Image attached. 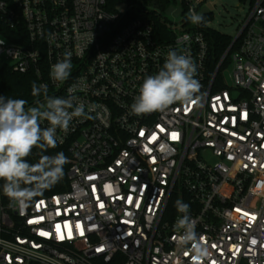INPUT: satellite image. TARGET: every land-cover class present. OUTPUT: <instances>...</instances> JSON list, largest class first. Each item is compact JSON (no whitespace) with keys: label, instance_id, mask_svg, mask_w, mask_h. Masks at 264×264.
I'll use <instances>...</instances> for the list:
<instances>
[{"label":"built area","instance_id":"1","mask_svg":"<svg viewBox=\"0 0 264 264\" xmlns=\"http://www.w3.org/2000/svg\"><path fill=\"white\" fill-rule=\"evenodd\" d=\"M206 1L0 0V60L88 113L57 129L65 190L23 205L0 194V264H196L178 242V200L209 253L199 264H264V0H250L215 67ZM175 5L179 23L164 15ZM169 51L196 64L199 103L134 114Z\"/></svg>","mask_w":264,"mask_h":264},{"label":"clouds","instance_id":"2","mask_svg":"<svg viewBox=\"0 0 264 264\" xmlns=\"http://www.w3.org/2000/svg\"><path fill=\"white\" fill-rule=\"evenodd\" d=\"M189 20L198 24L202 17L192 12ZM71 67V53L68 52L63 60L52 66L51 78L55 81L65 80ZM196 74V64L190 57L169 51L158 73L143 80L139 94L131 105L132 112L136 115L150 114L164 111L176 103L198 104L200 97L196 94L200 92L201 85L195 78ZM41 91L46 103L38 107L26 108L23 99L0 95V180L4 181L3 193L22 205L59 182L64 176L63 166L68 163L63 152L51 156L41 155L35 164L29 163L26 158L34 148L42 152L55 148L57 129L67 131L74 117L88 115L83 103L74 106L75 96L48 97L46 85L37 87L33 83V94L39 95ZM42 121H47L49 126L42 128ZM176 207L184 213L175 224L177 231L183 230L178 236V242L182 246L195 245L191 251L196 264H199L209 256L207 247L198 241L195 222L188 215L189 205L178 200Z\"/></svg>","mask_w":264,"mask_h":264},{"label":"trees","instance_id":"3","mask_svg":"<svg viewBox=\"0 0 264 264\" xmlns=\"http://www.w3.org/2000/svg\"><path fill=\"white\" fill-rule=\"evenodd\" d=\"M119 1V0H118ZM133 2H140L141 0H132ZM145 2H157L159 0H144ZM158 28L163 30L165 25L160 21L157 22ZM210 43V56L212 66L215 67L222 54L232 41V37L223 34L215 29L208 28L205 31ZM41 79L34 72L21 73L15 71L12 66L4 61L0 60V95L13 99H23L26 101L25 107H38L42 105L45 100L43 91L39 95L33 94V83L37 87L42 86ZM50 89L47 88V96L49 97ZM42 127V126H41ZM43 128V127H42ZM63 152L68 159V163L63 166L64 176L63 178L53 185L51 188L46 189L39 196L32 198L30 201H34L40 197L49 196L56 192L63 191L67 188V174L70 168V152L67 146L59 145L55 148H49L47 151L42 152L38 148H34L32 154L26 159L29 163L35 164L39 161L41 155H55L56 153ZM4 181L0 180V194H3Z\"/></svg>","mask_w":264,"mask_h":264},{"label":"rangeland","instance_id":"4","mask_svg":"<svg viewBox=\"0 0 264 264\" xmlns=\"http://www.w3.org/2000/svg\"><path fill=\"white\" fill-rule=\"evenodd\" d=\"M207 7L211 10L205 25L223 34L235 36L249 12L250 0H207ZM164 15L172 22L179 23L182 19L181 7L175 5ZM233 71V65L228 66L227 75Z\"/></svg>","mask_w":264,"mask_h":264},{"label":"snow or ice","instance_id":"5","mask_svg":"<svg viewBox=\"0 0 264 264\" xmlns=\"http://www.w3.org/2000/svg\"><path fill=\"white\" fill-rule=\"evenodd\" d=\"M245 115H246V114H245ZM141 135L143 136L144 133H141ZM177 135H178V134H176V133H172L173 138H176ZM152 139H155V137H153ZM253 218H254V217H253ZM253 243H255V241H253Z\"/></svg>","mask_w":264,"mask_h":264},{"label":"water","instance_id":"6","mask_svg":"<svg viewBox=\"0 0 264 264\" xmlns=\"http://www.w3.org/2000/svg\"><path fill=\"white\" fill-rule=\"evenodd\" d=\"M206 13H209V10H208V9H204V10L202 11V13L200 14V16L203 17V14H206Z\"/></svg>","mask_w":264,"mask_h":264}]
</instances>
